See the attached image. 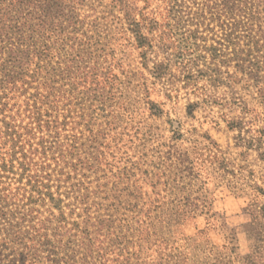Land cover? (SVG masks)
Masks as SVG:
<instances>
[{
    "label": "rangeland",
    "instance_id": "obj_1",
    "mask_svg": "<svg viewBox=\"0 0 264 264\" xmlns=\"http://www.w3.org/2000/svg\"><path fill=\"white\" fill-rule=\"evenodd\" d=\"M72 1L74 20L84 21L78 26L90 37L89 60L117 77L107 98L94 103L95 128H106V139L92 178H102L107 217L118 234L114 242L132 253L123 264H264V149L247 152L255 133L251 110L262 106L254 87L228 78L248 76L236 73L235 61L216 71L210 55L201 60L205 53L197 45L204 41L189 30L207 35L208 44L215 39L190 19L209 0H136L154 11L149 15L168 34L145 55L119 37L111 0ZM260 26L264 30V14L255 24L263 45ZM246 39L243 32L241 48ZM158 62L164 65L160 78L153 73ZM214 73L223 82L211 80ZM234 120L241 128H230ZM257 126L264 127L263 118ZM238 166L243 178L235 176ZM249 184L263 192L255 194ZM0 264H9L4 253Z\"/></svg>",
    "mask_w": 264,
    "mask_h": 264
},
{
    "label": "trees",
    "instance_id": "obj_2",
    "mask_svg": "<svg viewBox=\"0 0 264 264\" xmlns=\"http://www.w3.org/2000/svg\"><path fill=\"white\" fill-rule=\"evenodd\" d=\"M72 3L0 0V254L9 264H123L132 254L114 242L118 234L107 217L102 178H92L106 139V128H95L94 103L100 95L107 98L117 77L89 60L90 37L78 26L84 21L74 20ZM110 5L119 37L131 40L141 54L157 38L167 40L165 25L147 6L140 8L136 0ZM193 13L192 24L206 26L215 39L208 44L207 35L189 30L204 41L197 45L205 53L201 60L210 55L209 67L216 71L235 61L236 73L248 76L228 73V78L255 88L262 107L251 110L255 133L247 152L253 146L261 151L264 127L257 120H264V44L255 24L264 14V0H209ZM243 32L245 48L238 45ZM259 33L264 34L262 26ZM153 73L164 74L162 62ZM210 79L223 82L219 73ZM229 126L241 128L242 122ZM259 158L264 160V151ZM227 163L223 157L226 174ZM238 170L235 176L243 178V167ZM249 185L255 194L263 192Z\"/></svg>",
    "mask_w": 264,
    "mask_h": 264
}]
</instances>
